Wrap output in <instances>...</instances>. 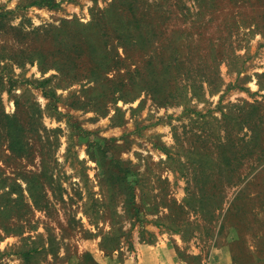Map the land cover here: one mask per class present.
Wrapping results in <instances>:
<instances>
[{
  "label": "rangeland",
  "instance_id": "rangeland-1",
  "mask_svg": "<svg viewBox=\"0 0 264 264\" xmlns=\"http://www.w3.org/2000/svg\"><path fill=\"white\" fill-rule=\"evenodd\" d=\"M0 13V123L26 129L20 155L0 139V264H264V0H0ZM88 23L103 68L37 62L59 27Z\"/></svg>",
  "mask_w": 264,
  "mask_h": 264
},
{
  "label": "trees",
  "instance_id": "trees-1",
  "mask_svg": "<svg viewBox=\"0 0 264 264\" xmlns=\"http://www.w3.org/2000/svg\"><path fill=\"white\" fill-rule=\"evenodd\" d=\"M3 15L5 14L0 13L1 27L5 26L3 24L5 22L2 19ZM111 15L118 17L119 14L112 12ZM117 22H114L117 30H119L120 26H126V23L120 24V17H118ZM63 26H66V24ZM8 27L11 29L13 28L11 26H8ZM16 28L17 27H14V29ZM98 31H100V26L98 24H91V23H88L86 25L77 24L76 30L74 32H71V34L69 31H66L64 28L59 27L58 30H56V32L54 33L56 39H59L57 40V45L60 48L58 49L57 54H55L54 56L51 57L50 60H48L47 57L41 51H38L35 54L37 56V59H39L37 62L40 65H47V63L51 61L52 64H50V66L55 67L54 65H56L58 71H63V69H60V68H65V69L77 68V65H76L77 63L74 62L75 60H81V59L88 58L90 59L89 68L93 69L92 72L95 73L96 71H99L100 68H103L104 63L108 61V57L107 55L105 56L103 55V51L101 50L99 44L95 40V37L97 36ZM68 39H71L72 42L69 41ZM60 54H65V57L69 61L65 57H64V60H61V58H58L57 55H60ZM32 56L29 57L31 62H33ZM9 57L12 59L15 58L14 55H10ZM59 64L61 66H59ZM95 69L97 70L95 71ZM152 76L153 75L151 72V76H150L151 80H153L154 78ZM0 81H1V74H0ZM46 81H42L41 84L46 83ZM168 88H170V90L168 91V89H166L165 91H168V92L167 93L165 92V94H163L164 88H162L161 86H158L157 83H154L153 85L151 84V86H149V90L151 91V94L153 96L164 95L163 99H166L165 102L168 101L169 97H173L172 87L169 86ZM43 94L45 97L49 99L52 97L49 101L50 105L55 102V100H53L54 95H55L53 91H45V89H43ZM2 119L4 122H2L3 124L0 123V139L4 138L6 140L7 142L6 148L9 150V152H11L12 154L20 155L24 151L25 146H26L25 139H24L26 129L24 127V124L19 120L16 114L11 115V116L4 115ZM217 148L219 150L223 149L220 146V144ZM219 159H222V161L223 162L225 161V163H230V158L225 155V152H222V154L219 156ZM220 171L221 169L219 168L217 173H220Z\"/></svg>",
  "mask_w": 264,
  "mask_h": 264
}]
</instances>
